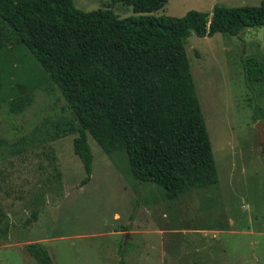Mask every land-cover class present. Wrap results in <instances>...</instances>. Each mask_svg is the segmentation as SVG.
<instances>
[{"label":"rangeland","instance_id":"rangeland-1","mask_svg":"<svg viewBox=\"0 0 264 264\" xmlns=\"http://www.w3.org/2000/svg\"><path fill=\"white\" fill-rule=\"evenodd\" d=\"M261 1L168 0L151 14L212 13L215 4ZM74 5L111 8L119 17L141 14L112 0ZM186 48L220 179L175 198L162 185L138 179L125 149L106 152L91 135L92 175L82 185L86 170L74 152L76 134L49 144L36 140L64 112L59 89L26 45L0 49V139L8 142L0 146V208L10 221L0 237L1 264H37L27 250L36 241L55 264H264V146L257 129L264 125V80L248 82L245 67L251 57L264 65V26L239 35L192 33ZM17 97L27 103L18 111L10 107ZM14 146L24 149L13 153ZM51 148L62 171L59 185L43 154ZM40 194L44 202L35 220ZM123 229L130 233H115Z\"/></svg>","mask_w":264,"mask_h":264},{"label":"trees","instance_id":"trees-1","mask_svg":"<svg viewBox=\"0 0 264 264\" xmlns=\"http://www.w3.org/2000/svg\"><path fill=\"white\" fill-rule=\"evenodd\" d=\"M115 2L132 5L141 14L119 17L111 8L83 11L74 0H0V49L26 45L59 89L64 112L70 113L50 121L36 140L49 144L76 134L74 152L86 170L82 185L90 181L93 169L89 135L106 152L125 149L134 175L162 185L169 198L218 183L186 41L192 33L239 35L264 26V0L258 5L215 4L212 13L191 9L183 16L151 14L168 0ZM245 67L248 82L264 80V65L257 58H248ZM11 100L16 111L27 104L22 97ZM5 143L0 139V146ZM43 154L62 184L56 151L44 149ZM43 198L40 194L35 199V220ZM9 230V216L0 208V237ZM27 250L37 264H55L42 242L29 243Z\"/></svg>","mask_w":264,"mask_h":264},{"label":"water","instance_id":"water-1","mask_svg":"<svg viewBox=\"0 0 264 264\" xmlns=\"http://www.w3.org/2000/svg\"><path fill=\"white\" fill-rule=\"evenodd\" d=\"M257 129H258L259 142L262 143L264 146V125L261 122H259L257 124Z\"/></svg>","mask_w":264,"mask_h":264},{"label":"crops","instance_id":"crops-1","mask_svg":"<svg viewBox=\"0 0 264 264\" xmlns=\"http://www.w3.org/2000/svg\"><path fill=\"white\" fill-rule=\"evenodd\" d=\"M116 217H118V215L116 216ZM162 231V234H164V230H161ZM115 233H121V234H124V233H130V232H128V230L127 229H123V230H116L115 231Z\"/></svg>","mask_w":264,"mask_h":264}]
</instances>
